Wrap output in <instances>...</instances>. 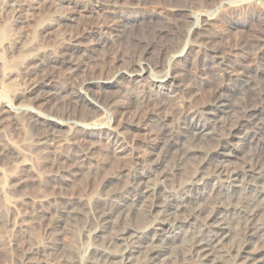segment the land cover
Returning a JSON list of instances; mask_svg holds the SVG:
<instances>
[{"label": "bare ground", "instance_id": "bare-ground-1", "mask_svg": "<svg viewBox=\"0 0 264 264\" xmlns=\"http://www.w3.org/2000/svg\"><path fill=\"white\" fill-rule=\"evenodd\" d=\"M41 2L56 10L67 9L66 14L53 15L41 23L37 32L38 36H46L54 25H61L63 30L56 34L53 45L32 44L22 60L11 63L5 54L13 56L12 46L21 43L20 38L9 40L7 31H0V75L22 79L17 87L9 82L3 85L2 90L10 92L12 98L0 100V129L6 125L20 129L29 121L35 133L24 144L0 137V164L10 167L6 174L14 182L13 192H25L29 182H37L45 194L61 187L69 175L86 169L98 171L103 162L94 161L93 156L101 142L107 143L114 155L130 157L137 167L121 168L119 174L124 188L134 189L132 197L117 190L102 198L98 206L89 204L88 219L84 217L89 222L87 238L110 245L115 242L119 250L90 247L91 254H86L89 257L76 253L70 262L59 258L61 241L69 233L73 219L84 214L77 210L79 198L67 199L54 214L46 196L26 193L21 212L16 210L13 199H7L4 185L0 184V201L7 210L14 211L13 218L0 213L1 229H23L28 221L32 224L47 218L56 235L55 240L25 249L21 264H129L136 259L138 264H262L264 89L260 84L264 81V62L220 85L216 100L207 103L202 112L194 110L192 122L184 121L183 128L193 131L191 146L184 145L181 132L170 130L173 128L161 113L167 100L185 98L196 89L185 85L183 77L188 72H194L195 84L208 73L223 80L234 64V55L223 54L215 43L229 33L215 34L218 17L209 13L196 16L192 8L220 2L239 14L245 9L244 17L227 16L226 21L229 27H249L252 21L260 24L263 30L253 33L250 42L259 50L256 58L264 60V0H192L188 5L165 4L149 13L146 1L127 13L111 10L123 0H0V11L10 10L15 23L21 25L25 23V13H32L35 4ZM107 28L112 30L111 35L98 38ZM186 35L194 39L183 43ZM92 40L96 41L90 43ZM125 40L128 48L122 54L113 51L112 45ZM165 65L173 66L176 75L154 74ZM57 79L64 85L57 86ZM259 87L258 99L243 107L242 117L233 113L235 92L246 94ZM237 104L244 106V99ZM107 111L112 119H107ZM135 112L138 116L128 121L127 117ZM148 121L157 122L162 133L154 138L150 154L143 157L125 143L126 131L154 129ZM250 151L251 158H247ZM171 154L176 155L175 165L185 160L197 162L193 174L176 193L163 189L173 175L167 168ZM153 156L157 159L152 160ZM141 159L143 164L139 163ZM3 170L0 166V176L5 174ZM108 182L114 183L111 178ZM236 198L240 202L232 203L234 207L230 208ZM195 202L200 207H195ZM142 206L149 208L147 215L134 223L135 213ZM16 236L1 241L0 252L13 248ZM256 239L260 244L254 247ZM240 258L243 260L237 263Z\"/></svg>", "mask_w": 264, "mask_h": 264}, {"label": "rangeland", "instance_id": "rangeland-1", "mask_svg": "<svg viewBox=\"0 0 264 264\" xmlns=\"http://www.w3.org/2000/svg\"><path fill=\"white\" fill-rule=\"evenodd\" d=\"M130 1V2H129ZM137 1V2H136ZM146 1L148 4L146 6V11L153 12L158 10L156 8L158 7H166L167 4H177V5H188L192 0H123V2L118 4L117 8H112L111 10L115 11H125L127 13L136 11V8L140 6V3ZM244 3H251L252 0H241ZM166 4V5H165ZM35 9L32 11V13H25V23L24 24H16L15 20L13 19V15L10 12V10H1L0 11V31L4 30L10 38L9 40L12 41L13 39H19L21 43H19L17 46L16 44L12 46V49H14L13 56L9 53H4L5 57L10 58V62L13 63L15 61L22 60L25 53H27L26 49L30 45H37L38 47H45L47 45L50 47L52 44V41L54 42L56 37V34L60 33L63 28L61 25H54V29H51L49 33L44 36L40 35L38 36V30L41 28V23H46L49 20L52 19L53 15H64L67 13V9H54L49 4L46 3H39L35 4ZM194 14H200V13H209L214 16H217L219 19V22L216 23V25L213 28V31L215 34H219L224 31H228L226 39L224 40H215L216 45L221 46V51L223 50V54H233L234 58V64L232 67H230V73L225 79H219L216 75H213L212 73L201 75V78L198 80V82L195 84L194 72H188L186 75H184V82L187 87L196 86V89L194 91H190L187 93V95L182 98H176L167 100L165 103V107L162 109L161 116L166 118L168 120L169 127L173 128L170 130H173L175 132H181L184 136L182 137V142L186 147L191 146L192 140L191 136L193 134L192 130L186 131V128H183L186 122H192L194 119L195 114H191L194 110H198V112H202L204 110V107L209 103L210 101L216 100V92L217 88L222 84H228L232 81V78L234 79L235 75H238L239 73L255 68L257 65H259L261 62H264V60L260 59V57L256 58L255 52H259V50L255 49L253 47V43L250 42L251 36L253 33H257L263 28L258 24L257 22L252 21L251 26L249 27H243L236 26V27H229L228 23L226 21L227 16H239L244 17L245 9L242 10V12L239 14V12H233L231 10H228L226 7L222 6L220 2L214 3L213 5L204 4L203 6H195L192 8ZM145 11V10H144ZM145 11V12H146ZM243 13V14H242ZM80 23V21H79ZM82 24V21L81 23ZM19 25V26H18ZM18 26V27H16ZM60 31V32H59ZM106 33L103 35L98 36V38H104L111 35L112 30L110 28H107ZM109 32V33H108ZM37 35V36H36ZM142 35V34H141ZM19 36V37H18ZM147 38H150L149 36H145ZM96 38V40H98ZM194 39V36H184L183 43L185 41H192ZM96 40H92L90 43H94ZM41 43L40 46L38 43ZM45 42V43H44ZM126 40L120 44V45H112L111 48L113 51L116 49L117 54L123 53L127 46ZM42 44L44 46H42ZM50 44V46H49ZM124 45V46H123ZM119 48V49H118ZM111 49V50H112ZM13 52V51H12ZM24 52V53H22ZM121 53V54H122ZM248 53L246 57H244V54ZM22 56H21V55ZM17 57V58H16ZM21 57V58H20ZM8 58V59H9ZM15 58V59H14ZM172 56H168V59L170 60ZM100 68V66H99ZM161 69V70H160ZM157 70H154L155 75H161L164 74H170L171 76L175 73L174 67H169L168 65H165L163 68H160ZM20 79V80H19ZM9 80V81H8ZM16 80V81H15ZM11 81V82H10ZM62 80L57 79L55 84L57 86H63L64 83ZM194 81V82H193ZM3 82V83H2ZM12 83L16 87L19 86L18 84L22 83V79L18 76H12L11 79H5L3 75H0V100L2 98L11 99V93L7 90L3 89V85L6 83ZM17 84H15V83ZM223 82V83H222ZM187 83V84H186ZM22 86V85H21ZM190 86V87H191ZM261 89H264V81L260 84ZM260 87L253 92L249 93H241V92H235V94L232 97V102L235 104L238 103L240 100L244 99V106L243 105H234L233 113H236L238 117H242V111L243 107L246 108L247 106L252 105L259 97L257 92L260 91ZM4 91V92H2ZM7 91V92H6ZM3 93V94H2ZM260 95V94H259ZM121 99H124L122 96ZM182 99V100H181ZM38 109H42V111L46 112V109L43 106H38ZM62 107L61 109H63ZM135 114H131L130 118L127 117L128 121L134 120L136 116H138V113L135 112ZM139 115H143V113H140ZM107 119H112L113 115L110 111L106 112ZM106 119V120H107ZM150 126H155L154 129L146 130V129H130L127 130V137L125 139V143L128 147L135 153L139 152L141 156L146 157L148 154H150V151H152L151 146L152 143H154V138L159 134L162 133V129L157 125V122L155 121H148L147 123ZM31 122L27 121V123L23 124V126L20 129H14L10 125H6L5 127H2L0 129V137L5 138L6 140L14 141L16 144H24L25 139L29 140L31 139L35 133L32 132L31 128ZM127 140V142H126ZM22 142V143H21ZM129 143V144H128ZM151 145V146H150ZM25 146V145H24ZM132 147V148H131ZM134 147V148H133ZM111 148L108 146L107 143L101 142L99 146L97 147L95 153H94V161L96 159V162H103L101 169H98V171H91V170H85L83 173L78 174H72L67 177V180L64 181L63 185L61 187H56L51 190L46 191V193L42 194V189L39 187V184L36 182H29L27 191H23L22 193H15L12 190V184L14 182L6 172L9 170L10 167L5 164H0V166L4 169L5 174L0 176V184L4 185V191L7 199L9 201H13L16 206V210L19 209V211H23V197H26L27 194L35 195L38 197H44L46 196L47 199V206L50 208L53 213H57L60 211L61 207L64 205V201L70 198H79V202L77 205V210L84 212V214H81L79 217L73 219L71 226L69 227V233L65 236V238L61 241L62 242V250L60 253V260H66V261H72L74 254L76 253H82L85 255V257H89L87 255H90V247H104L106 249L112 250V251H118L119 245H114L115 242H113L111 245L109 243H105L102 240L99 242H96L94 239L91 240V238H87V229H88V218L86 215L89 212V204L91 206H98L102 202V198H106L109 195L113 194L117 190H122L123 195L125 197H132L135 193L134 189H127L124 188L125 182L122 181L120 170L125 169L129 167L131 170H135L137 165L134 164L130 157H118L114 155V153H111ZM253 151H250V153L247 154V158H251V155ZM122 156V155H120ZM129 158V159H128ZM157 159V156H153L152 160ZM104 160V161H103ZM130 160V162H128ZM138 163V162H136ZM139 163H144V159H141ZM176 164V155L171 154L167 161V168L171 171H173V175L169 178V180L165 183L163 186V189L170 193L178 192L182 188V184L186 181L187 178H189L194 170L196 169L197 162L193 160H185L181 162L179 165ZM196 164V165H195ZM101 165V164H100ZM176 166V167H175ZM122 168V169H121ZM7 169V170H6ZM178 172H177V171ZM211 170V169H210ZM210 170H206L207 172H210ZM119 172V173H118ZM178 174H177V173ZM11 174V173H10ZM6 175V176H5ZM176 175V176H175ZM113 176V177H112ZM111 178L113 179L114 183L108 182V180ZM115 179V180H114ZM153 179V178H152ZM124 180V179H123ZM174 180V181H173ZM13 182V183H12ZM11 188H10V187ZM17 199H16V197ZM21 197V198H20ZM15 198V199H14ZM13 199V200H12ZM20 199V201H19ZM1 200V198H0ZM18 200V201H17ZM120 200V199H117ZM101 201V202H100ZM17 202V203H16ZM20 202V203H19ZM240 202V198H236L233 202H231V207L233 208V204H237ZM19 205V206H18ZM199 203H194L195 207H200ZM147 206L140 207L134 216V223H140L144 220V218L147 215L148 212ZM145 212V213H144ZM0 213L2 215L8 214L10 217H14L13 212L6 209L5 203L0 201ZM86 213V214H85ZM86 216V218H84ZM141 219V220H140ZM27 222L25 223V225ZM22 226H19L17 230H13V228L10 227H4L0 228V242H4L6 240H10L15 238V235L17 240L15 241V246L11 248L8 252H0V264H21L23 260V255L25 249L30 248L34 244L38 242H48L51 240H55V233L50 230V221L47 218H41L39 221L23 226V229H21ZM21 229V230H20ZM19 230V232H17ZM17 232V233H16ZM14 235V236H13ZM258 243V244H257ZM260 242L254 241L253 246L256 247V245H259ZM109 247V248H108ZM89 249V250H88ZM88 252V253H87ZM87 254V255H86ZM183 256L180 255V258ZM243 259L240 258V260L237 261V263H240ZM132 261V263L129 264H138L139 260L136 259ZM59 262V261H58ZM73 264H81L80 261L74 262ZM226 264H235L233 261H229ZM264 264V262L262 263Z\"/></svg>", "mask_w": 264, "mask_h": 264}]
</instances>
